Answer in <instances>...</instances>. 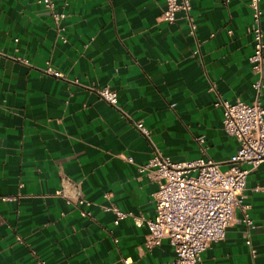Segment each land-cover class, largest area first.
I'll return each instance as SVG.
<instances>
[{
  "label": "crops",
  "instance_id": "crops-1",
  "mask_svg": "<svg viewBox=\"0 0 264 264\" xmlns=\"http://www.w3.org/2000/svg\"><path fill=\"white\" fill-rule=\"evenodd\" d=\"M249 1L191 0L192 32L182 10L162 19L166 0H55L60 23L38 0H0V264H171L170 240L149 246L148 227L131 215L116 223L114 207L155 214L159 180L139 167L156 150L228 166L238 140L215 100L264 105V79L256 89L248 58ZM48 60L64 76L47 72ZM104 84L118 91L117 105L93 88ZM257 186L264 163L244 189L254 225L237 207L205 264H264ZM77 191L89 202L78 204Z\"/></svg>",
  "mask_w": 264,
  "mask_h": 264
},
{
  "label": "built area",
  "instance_id": "built-area-1",
  "mask_svg": "<svg viewBox=\"0 0 264 264\" xmlns=\"http://www.w3.org/2000/svg\"><path fill=\"white\" fill-rule=\"evenodd\" d=\"M51 11L54 20L60 23L65 11L57 9L55 0H38ZM261 0H250L253 23L251 32L254 48L249 61L258 77L253 85L260 89L264 79V32L260 23L262 13ZM167 5L162 19L174 21L177 11L182 10L189 17L191 31L194 23L190 14L191 0H166ZM45 70L55 76H64L63 71L47 61ZM93 88L106 101L117 105L119 94L115 88L104 84ZM223 109V126L227 133L238 140L235 152L229 159L227 167L204 153L190 159H173L156 150L149 161L140 165L139 169H152L159 180L155 191L156 209L153 216L135 214L131 210L114 207L115 222L126 216H133L135 224L148 227L146 243L151 246L159 244L167 237L174 246L175 255L171 264H205L203 251L212 243L225 237L227 227L235 221L237 207H244L243 220L248 226L254 222L246 209L244 189L251 169L264 163V105L255 100L244 99L230 101L219 97L214 102ZM137 125L149 135L150 130L141 122ZM202 151L205 148L204 134L196 137ZM132 159V157H129ZM245 163L248 166L244 165ZM264 187L257 186L256 190ZM59 193L67 197L66 188ZM78 204L89 201L77 191L74 194ZM83 215L88 214L81 208ZM128 261V258L125 259Z\"/></svg>",
  "mask_w": 264,
  "mask_h": 264
}]
</instances>
